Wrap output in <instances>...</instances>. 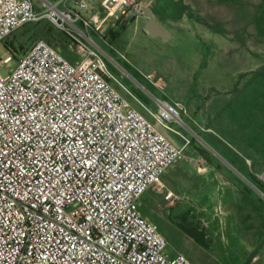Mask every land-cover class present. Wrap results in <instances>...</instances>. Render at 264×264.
<instances>
[{"label":"built area","instance_id":"built-area-1","mask_svg":"<svg viewBox=\"0 0 264 264\" xmlns=\"http://www.w3.org/2000/svg\"><path fill=\"white\" fill-rule=\"evenodd\" d=\"M99 1L105 17L93 26L81 14L85 0H42L41 10L33 0H0V43L46 20L66 33L77 58L42 39L12 68L11 55L0 58V264H193L167 253L166 237L141 211L145 194L164 188L167 171L187 160L191 140L171 125L179 112L161 101L157 111L147 106L89 35L105 21L144 18L149 6Z\"/></svg>","mask_w":264,"mask_h":264},{"label":"rangeland","instance_id":"rangeland-1","mask_svg":"<svg viewBox=\"0 0 264 264\" xmlns=\"http://www.w3.org/2000/svg\"><path fill=\"white\" fill-rule=\"evenodd\" d=\"M41 1L33 0L37 10L42 9ZM257 12L254 26L264 28V4ZM50 25L48 21L30 24L0 43V58L13 57L7 67H14L16 60L41 39L62 52L64 31ZM143 29L138 25L120 29L100 26V31L90 29L89 35L110 71L147 106L157 111L161 101L176 107L181 120L171 125L191 140L189 150L205 148L223 166L229 182V196L220 209H204L209 215L205 246L182 229L188 226L178 214L181 208L172 216L163 215L157 207L144 210L166 237L167 252L182 253L193 264H262L264 184L259 177L264 172V40L241 51L200 27L175 29L169 40L146 34ZM68 46L67 54L76 61L75 46ZM2 73L7 74L5 70ZM113 85L176 146L183 145L179 136L158 125L121 87ZM174 179L186 184L179 177ZM255 256L257 262L253 261Z\"/></svg>","mask_w":264,"mask_h":264},{"label":"crops","instance_id":"crops-1","mask_svg":"<svg viewBox=\"0 0 264 264\" xmlns=\"http://www.w3.org/2000/svg\"><path fill=\"white\" fill-rule=\"evenodd\" d=\"M85 1L88 7L81 14L85 19L91 20L93 26H97L105 17L100 1ZM143 2L149 6L147 15L135 21L120 22L116 26L117 29H120V26L138 25L143 26V31L146 33L147 21L154 19L171 34L170 38L173 37L175 29L180 32L188 30L187 28L199 27L205 33L213 35L205 26L212 28L215 25L231 32L245 28L252 30L254 29L252 22L256 16L255 7L263 5L262 0H143ZM102 26H112V22L105 21ZM220 165L214 161L209 152L203 153L200 150L199 152L193 150L192 147L190 150L188 148L187 160L170 168L164 175V188L155 187L145 194L141 202L142 213L148 217L144 209L148 207L149 210H154L153 208L157 207L163 215L172 216L173 211L179 207L181 210L178 214L188 227L207 226L209 215L204 209L208 207L210 210L220 209L218 206L226 202L229 196L227 191L229 182L224 178L227 172ZM174 176L179 177L186 184L177 182ZM168 192L174 194V200L166 199ZM221 212L224 210L221 209ZM167 253L170 256L182 254L170 251Z\"/></svg>","mask_w":264,"mask_h":264},{"label":"trees","instance_id":"trees-1","mask_svg":"<svg viewBox=\"0 0 264 264\" xmlns=\"http://www.w3.org/2000/svg\"><path fill=\"white\" fill-rule=\"evenodd\" d=\"M262 1H263V4H264V0H262ZM257 8H258V6L255 7L256 16L253 19L252 26H254L255 21L258 19ZM44 21H46V20H44ZM48 23L51 24L50 22H48ZM50 26H53V25L51 24ZM216 26H218V25H215L212 28L210 26H205V27L214 36H218L220 38L228 40L229 43L232 45V47L238 48L237 50L243 51L244 49L249 47V45H257V44L261 43L264 40V33H262V34L260 33V31L263 30L264 28L261 27V26H254V29H252V30L249 29V28H245V29H241V30H236L234 32H231V31H228V30H224V29L218 28ZM64 34L66 36V39H65V42L62 45V52L61 53L66 58H68L69 60L73 61L72 58L67 54V50L69 49L68 45L70 44V41H69V38L67 37L65 32H64ZM48 36L49 35H46V38H48ZM48 39L51 40V38H48ZM48 42L50 44H52L50 41H48ZM55 48H57V47H55ZM65 48H66V50H65ZM199 150L202 151L203 153H208V151L205 148H202L201 146H199Z\"/></svg>","mask_w":264,"mask_h":264},{"label":"water","instance_id":"water-1","mask_svg":"<svg viewBox=\"0 0 264 264\" xmlns=\"http://www.w3.org/2000/svg\"><path fill=\"white\" fill-rule=\"evenodd\" d=\"M146 33H148L154 37L162 38L164 40H169L171 37V34L163 26L159 25V23H157V21L154 19H150L147 21ZM209 148L212 152L216 153V151H214L211 147H209ZM227 164L229 165V163H227ZM229 166L234 171H236L242 178H244L243 175L239 171H237L233 166H231V165H229ZM182 229L196 243H198L200 245H204V246L208 243L209 237H208V233L206 230V226H197V227H185V226H183Z\"/></svg>","mask_w":264,"mask_h":264}]
</instances>
